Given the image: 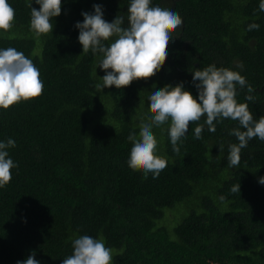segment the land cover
<instances>
[{
    "label": "trees",
    "instance_id": "1",
    "mask_svg": "<svg viewBox=\"0 0 264 264\" xmlns=\"http://www.w3.org/2000/svg\"><path fill=\"white\" fill-rule=\"evenodd\" d=\"M161 2L183 21L164 65L122 89L97 93L93 85L105 72L98 54L82 53L75 24L101 4L105 20L123 15L126 26L129 0H62L52 33L41 36L30 30L29 0H9L15 20L0 34V47L29 57L44 88L0 109V140L16 141L9 154L18 163L0 188V264H16L33 251L42 264H61L72 254V240L84 234L106 238L118 251L113 264H264V185L258 182L264 141L250 140L239 168H229L227 145L238 141L228 133L238 122L224 119L215 132L205 125L196 139L202 117L190 122L179 153L172 151L169 123L153 128L158 154L168 161L158 178L127 160L128 132H139L140 116L150 110L148 92L182 82L196 96L195 68L215 63L240 71L255 89L250 110L256 119L264 115V11L259 0ZM251 23L259 29L247 30ZM248 94L238 86V102ZM238 182L240 194L231 193Z\"/></svg>",
    "mask_w": 264,
    "mask_h": 264
},
{
    "label": "clouds",
    "instance_id": "2",
    "mask_svg": "<svg viewBox=\"0 0 264 264\" xmlns=\"http://www.w3.org/2000/svg\"><path fill=\"white\" fill-rule=\"evenodd\" d=\"M33 2L39 5V9L32 7ZM29 7L30 30L36 36L52 33V21L61 14L62 0H29ZM259 10L264 11V0H259ZM82 16L83 21L75 24L82 53L91 51L98 54L97 67L105 72L93 85L97 93L111 86L122 89L133 78L152 74L162 67L169 54L170 38H174L173 31L183 23L179 13L161 0H129L126 26L123 15H117L111 22L105 20L101 4H94L93 11L82 12ZM14 20L15 9L9 0H0V34L10 30ZM259 27V24L251 23L247 30H258ZM236 67L242 68L243 62H238ZM191 72L196 96L182 82L175 86L153 87L148 92L150 110L146 118L140 116L139 132L135 127L128 132L133 141L127 156L128 163L142 169L145 177L151 174L156 179L167 167V158L158 154V140L153 132L154 127L159 128L165 123H169L167 134L172 151L179 153L190 122L204 118L203 123H197L194 128V137L202 139L205 125L208 131L215 132L216 125L224 119L237 121L238 126L228 133L238 141L227 145L229 168H239L242 149L250 140L258 138L264 141V115L256 119L250 110L247 102H255L251 95L255 89L240 71L212 63ZM238 86L240 89L247 87L249 93L243 103L237 100ZM43 88L40 70L29 57L14 47H0V109L38 97ZM15 146L16 141L11 137L0 140V188L11 181V170L18 167L9 154V149ZM258 182L264 185V176L259 177ZM240 189L238 182L229 191L240 194ZM225 199L223 194L219 196L220 201ZM72 249V254L61 264H113L112 245L103 236L78 235L72 240ZM16 264L42 262L35 259L33 251Z\"/></svg>",
    "mask_w": 264,
    "mask_h": 264
},
{
    "label": "rangeland",
    "instance_id": "3",
    "mask_svg": "<svg viewBox=\"0 0 264 264\" xmlns=\"http://www.w3.org/2000/svg\"><path fill=\"white\" fill-rule=\"evenodd\" d=\"M167 211H170V210H167ZM169 217H170V219H171L170 222H172V221L175 219V216H174L173 214H169ZM178 222H179V221H178ZM178 222H177V223H178ZM177 223H176V224H177ZM176 224H175V225H176ZM175 225H174V226H175ZM174 226L170 227L169 229L172 230ZM112 251H113V256L118 252L117 250H114V249H112Z\"/></svg>",
    "mask_w": 264,
    "mask_h": 264
}]
</instances>
